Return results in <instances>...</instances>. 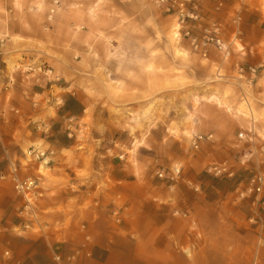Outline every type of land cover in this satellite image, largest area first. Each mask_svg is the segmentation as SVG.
I'll return each instance as SVG.
<instances>
[{"label": "rangeland", "instance_id": "obj_1", "mask_svg": "<svg viewBox=\"0 0 264 264\" xmlns=\"http://www.w3.org/2000/svg\"><path fill=\"white\" fill-rule=\"evenodd\" d=\"M0 37L1 233L264 264V0H0Z\"/></svg>", "mask_w": 264, "mask_h": 264}, {"label": "crops", "instance_id": "obj_2", "mask_svg": "<svg viewBox=\"0 0 264 264\" xmlns=\"http://www.w3.org/2000/svg\"><path fill=\"white\" fill-rule=\"evenodd\" d=\"M1 216V215H0ZM32 242V241H31ZM0 248H8L12 252L14 258L13 264H49V249L45 247L42 241H33L30 244L24 243L18 239L10 237L6 233L0 232ZM109 253L105 254L102 251H94V262L99 264H122V262H115V257L118 256L112 248ZM1 255V254H0ZM104 257V261L101 259ZM2 258V259H1ZM3 261L4 258L0 257ZM112 261H114L112 263ZM125 262V261H123ZM124 264H140L138 260H132L131 262Z\"/></svg>", "mask_w": 264, "mask_h": 264}, {"label": "built area", "instance_id": "obj_3", "mask_svg": "<svg viewBox=\"0 0 264 264\" xmlns=\"http://www.w3.org/2000/svg\"><path fill=\"white\" fill-rule=\"evenodd\" d=\"M1 39V37H0ZM216 42L220 45L219 40L217 39ZM35 186V181L34 179H31V177H28L25 180H19L15 179V188L19 193L25 194L28 192L32 187ZM24 227L27 228L29 227L28 224H24ZM1 257L4 258L3 261L0 260V264H12V259L9 255V251H4L1 255ZM53 259L56 261L57 264H76V256L75 254L69 255L65 258H63L61 255L55 253L53 255Z\"/></svg>", "mask_w": 264, "mask_h": 264}]
</instances>
